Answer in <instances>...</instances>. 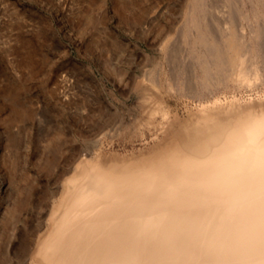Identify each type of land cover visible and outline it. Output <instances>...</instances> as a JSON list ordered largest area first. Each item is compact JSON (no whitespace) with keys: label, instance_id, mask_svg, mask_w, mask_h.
<instances>
[{"label":"rangeland","instance_id":"obj_1","mask_svg":"<svg viewBox=\"0 0 264 264\" xmlns=\"http://www.w3.org/2000/svg\"><path fill=\"white\" fill-rule=\"evenodd\" d=\"M195 1L0 0V264H34L48 213L81 159L138 157L165 139L164 129L178 130L216 102L264 104V75L241 89L202 90L181 41ZM200 1L207 18H199L213 33L224 21L235 29L247 19L264 21V0ZM160 73L187 87L157 95L168 111L164 121L143 109Z\"/></svg>","mask_w":264,"mask_h":264},{"label":"clouds","instance_id":"obj_2","mask_svg":"<svg viewBox=\"0 0 264 264\" xmlns=\"http://www.w3.org/2000/svg\"><path fill=\"white\" fill-rule=\"evenodd\" d=\"M109 196L126 225L101 243L93 201L63 194L51 264H264V115L197 154L173 150Z\"/></svg>","mask_w":264,"mask_h":264},{"label":"bare ground","instance_id":"obj_3","mask_svg":"<svg viewBox=\"0 0 264 264\" xmlns=\"http://www.w3.org/2000/svg\"><path fill=\"white\" fill-rule=\"evenodd\" d=\"M196 1L191 14L189 13L190 19L188 21L189 24L187 25L188 29L185 28L187 31L184 36L181 35L183 36L181 41L184 43V45L182 44L184 47L185 45L187 46L188 55H191L194 58V67L199 70L198 79L200 82L199 85L202 86V90L209 94L214 93L215 90L217 91V89L221 87L225 89H228L230 85H234L239 88L248 87L251 85L253 86L257 81H260L264 75V21L263 23H259V15V17L255 20L251 19L252 21H250V19H247L248 23H246L248 24L250 31L246 32L244 29L246 23H243L244 26H241L240 29L239 27L235 29L233 27H236L234 23L232 26V22L230 20L226 22L224 19V26L219 28L221 30H218L217 32L216 27L217 33H213L214 31L212 32L210 29L211 26L209 27L208 25L206 14L202 12L205 10H203L205 7L204 5H206L205 2L203 1L204 3L202 2V4L199 3L200 0ZM262 4L258 5L261 6ZM202 5L204 7H202ZM255 5L258 6L257 3ZM242 8L243 6L239 9L242 10ZM259 8L263 9L261 7ZM259 8H257V11ZM253 9L254 8H252V10ZM243 10L242 12H244ZM227 11L229 10L227 9ZM200 12L204 14V17L206 16V18H202V21L199 17L200 15L203 17V14ZM229 13H231V11ZM249 13H251V11ZM236 15L237 14H235V16ZM247 15H245V17ZM237 19L239 20V17ZM234 21L235 19L233 22ZM197 22H199V24ZM217 22L219 23V21ZM200 23H203V25H200ZM217 24L214 26H218ZM181 41H179L180 44ZM260 54L262 55L260 56L262 57L261 60L258 59ZM193 58L191 61H193ZM258 61H260V63L262 62L261 66L258 65ZM181 67L183 68V66ZM194 67H192V69ZM193 75H195L194 72ZM156 76L152 81V84L157 88V94L155 96L149 92L148 88L146 89L143 109H145V111L149 114L148 117L150 118L156 113H161L163 118L162 120L164 121L168 116V111L165 109L166 107L159 102L157 95H160V92H162L161 90L166 92H170L172 89L182 91L186 90L187 87L184 82L179 81L178 76V78H175V76L174 80H172L173 78L171 77L169 81H165L167 79L163 80V78H161V73L160 75L156 74ZM260 87L261 86H259V88ZM202 90L197 89L195 91L194 88V93L200 95ZM182 92L184 93V91ZM215 94H213L214 97ZM216 103H214L211 110L204 111L191 123L183 124L182 126L180 125L181 127L178 130H172L170 128L171 126L164 129L165 139L159 143V145L152 148L150 151L139 155L138 157L127 159L109 157L100 154L92 159H81L77 163L74 172L64 180L63 192L48 213L47 230L38 237L31 251V260L33 263L51 264V259L53 257L47 251L45 237L49 236V225L52 224L53 218L59 211V206L66 190L73 192L85 202L89 200L94 202L95 207L92 208V214L99 219L102 225L100 229L103 233L101 243L107 242L110 238L118 240L125 234L126 225L123 223L122 218L116 211V202L109 196V193L114 186L123 183L139 168L168 152L176 150L188 154H197L210 146L216 140L239 129L241 126L249 122L255 115H264V104L237 108H224L218 106Z\"/></svg>","mask_w":264,"mask_h":264}]
</instances>
